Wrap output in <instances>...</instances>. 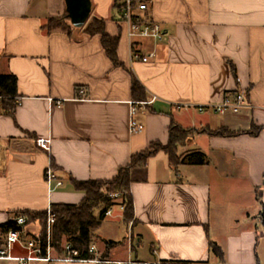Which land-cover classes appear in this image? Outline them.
I'll list each match as a JSON object with an SVG mask.
<instances>
[{"label": "crops", "instance_id": "0c3cea01", "mask_svg": "<svg viewBox=\"0 0 264 264\" xmlns=\"http://www.w3.org/2000/svg\"><path fill=\"white\" fill-rule=\"evenodd\" d=\"M89 17L102 18L117 36L113 66L99 35L80 28L44 32L48 17L65 9L50 0H0V73L16 76L15 119L0 110V223L21 210H46L51 203H78L74 180L112 178L133 153L151 142L165 144L171 119L179 126L225 127L257 134H193L179 154L199 151L207 163L172 165L160 150L144 166L130 169L133 222L118 246H146L149 263L264 264V0H146L144 15L158 22L160 41L141 39L147 62L133 60L125 25L118 22L122 0H90ZM56 7V8H54ZM151 100L133 115L144 125L129 131L131 78ZM246 90L247 106L219 115L196 106ZM78 89L84 98L75 99ZM60 100V102H58ZM142 100V101H145ZM49 136V151L34 138ZM53 163L61 185L53 189L45 170ZM52 187V186H51ZM37 222L26 234L38 235ZM5 233H0V247ZM215 242L222 255L214 254ZM97 246L110 259L112 249ZM12 252L22 253L18 246ZM0 264H15L0 260ZM31 264H89L34 261Z\"/></svg>", "mask_w": 264, "mask_h": 264}, {"label": "trees", "instance_id": "16d2710c", "mask_svg": "<svg viewBox=\"0 0 264 264\" xmlns=\"http://www.w3.org/2000/svg\"><path fill=\"white\" fill-rule=\"evenodd\" d=\"M50 16L41 25L46 33L61 31L70 33L75 28L69 23V19L64 9V14ZM68 21V22H67ZM82 30L89 35H99L104 52L113 66H122L118 61L116 47L118 43L117 36H110L105 30L104 19L88 18L82 26ZM131 92L138 101L146 99L144 91L135 77L131 78ZM19 96L16 91V76L12 73H0V110L3 115L15 119V110L18 105ZM168 127V140L165 144L158 141L151 142L149 146L141 152L131 154L129 162L118 167L115 175L106 180L88 179L74 180V187L83 192V197L78 203H51L50 210L54 214L55 220L52 225V243L55 249L60 253L61 245L64 241L71 243L72 247L79 251L82 257H89L91 254L88 249L94 243L96 237L93 236V230L97 228L106 217V211L115 204L122 206V217L126 224L133 222L132 196L130 194V169L132 167L144 166L147 159L157 151H164L170 164L179 163L201 165L207 163V157L199 151H192L186 154H179L178 147L185 145L187 140L195 133H208L220 136H232L240 133H249L255 135L261 127L254 126L247 131H233L225 127H219L211 130L208 128L190 129L179 126L173 119ZM50 166L54 169L53 163ZM118 193L113 197V193ZM13 216H24L27 224L37 222L40 227L39 237L44 241L46 235V210H21L14 213ZM16 228L13 219L0 223V233H6L7 230ZM24 238L30 237L25 234ZM123 241L106 240V251L121 245ZM210 250L221 256V248L213 241L209 242ZM103 259H110L104 254H100ZM136 259V258H135ZM138 260V259H137Z\"/></svg>", "mask_w": 264, "mask_h": 264}, {"label": "built area", "instance_id": "2783aa9c", "mask_svg": "<svg viewBox=\"0 0 264 264\" xmlns=\"http://www.w3.org/2000/svg\"><path fill=\"white\" fill-rule=\"evenodd\" d=\"M146 0H122L118 4V22L125 25V33L129 41V48L131 58L133 60L139 59L142 62H147L153 56L150 52L146 55H142L138 49L139 41L141 39L151 38L156 41H160L164 35L163 29L158 22L150 21L145 15L144 11L147 9ZM83 89H78L75 99L84 98ZM220 101L215 103H209L205 105L196 106L198 112L211 109L214 113L224 115L227 112L237 113L242 108L247 106L246 103V90L240 87L235 88L233 91L224 93ZM154 98V97H153ZM153 98L151 100H153ZM151 100L145 101H133L129 100L130 105V119H129V131L132 133L141 132L144 129V125L133 117L136 112L137 105H144ZM60 102V100H58ZM34 142L37 147L43 151H49L51 146V138L49 136L36 137ZM45 180L50 188L60 186L61 180H59L53 168L49 165L44 173ZM52 186V187H51ZM113 197H117L119 194L113 193ZM109 208L106 211V216L111 213ZM46 235L44 241L40 240L38 235H32L28 238L23 236L26 234L27 221L24 216H14L12 219L16 228H12L6 231L0 247V260L13 261L15 264H31L34 261L45 262H80L89 264H152L137 259H103L98 253V249L95 243L89 246V253L91 256L82 257L79 255V251L72 247L71 243L64 241L61 245V252L59 253L52 243V225L55 220L54 214L50 210V206L46 209ZM18 246L22 253L16 255L12 252L14 246ZM153 264H175L174 262H156ZM187 264H203L202 262H192Z\"/></svg>", "mask_w": 264, "mask_h": 264}, {"label": "rangeland", "instance_id": "374dc122", "mask_svg": "<svg viewBox=\"0 0 264 264\" xmlns=\"http://www.w3.org/2000/svg\"><path fill=\"white\" fill-rule=\"evenodd\" d=\"M47 1V0H44ZM53 6L62 5L63 0H50ZM56 8V7H54ZM64 14L63 11L59 12L58 16ZM54 14L53 16H55ZM68 22V21H67ZM120 209L115 208L113 210V216H106L102 223L93 230V236L96 237L94 242H96L99 247L105 245L106 240H119L122 239L124 235L129 233L127 225L123 222V220L119 217ZM112 257L114 258H126L130 257L135 259L137 257L140 260H150L149 253L146 246H137L136 242L133 243V247L126 246H117L112 249Z\"/></svg>", "mask_w": 264, "mask_h": 264}, {"label": "water", "instance_id": "95a60500", "mask_svg": "<svg viewBox=\"0 0 264 264\" xmlns=\"http://www.w3.org/2000/svg\"><path fill=\"white\" fill-rule=\"evenodd\" d=\"M66 15L69 23L75 27H82L87 21L91 11L90 0H64Z\"/></svg>", "mask_w": 264, "mask_h": 264}]
</instances>
